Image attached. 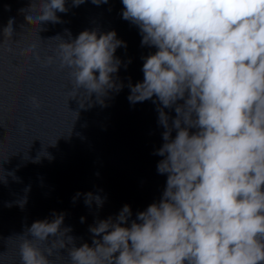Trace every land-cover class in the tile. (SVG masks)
<instances>
[{"label": "clouds", "instance_id": "obj_1", "mask_svg": "<svg viewBox=\"0 0 264 264\" xmlns=\"http://www.w3.org/2000/svg\"><path fill=\"white\" fill-rule=\"evenodd\" d=\"M84 2L72 0L73 6ZM122 4V18L138 26L142 45L157 49L145 58L143 81L129 85L128 99L159 101L165 131L157 171L167 174L165 190L130 223L129 205L115 219L98 220L89 227L91 245H75L71 229L62 228L63 213L33 222L19 244L21 264H53L50 257L61 249L70 264H264V0ZM29 8L36 17L27 15V23L40 26L59 23L56 13L68 11L65 0H31ZM13 31L10 19L3 40ZM60 40L45 64L58 59L70 70L73 98L96 94L103 103L109 90H120L113 79L121 63L115 52L126 45L115 31L85 30L70 42ZM35 48L22 54L39 60ZM173 107L170 124L164 109ZM93 200L103 203L85 194L86 205Z\"/></svg>", "mask_w": 264, "mask_h": 264}, {"label": "water", "instance_id": "obj_2", "mask_svg": "<svg viewBox=\"0 0 264 264\" xmlns=\"http://www.w3.org/2000/svg\"><path fill=\"white\" fill-rule=\"evenodd\" d=\"M30 3L0 0V264H21L19 244L27 228L52 220L54 212L64 214L62 228L71 229L68 235L77 247L91 245L90 226L115 219L124 205L131 208L130 223L160 201L167 180V174L157 171L163 157L156 152L165 131L158 122L159 101L155 96L135 104L128 99L129 85L143 81L145 58L157 49L142 45L138 26L122 18V0L99 6L92 0L79 6L65 0L68 11L56 13L60 22L41 26L25 19L36 17ZM10 19L13 35L3 40ZM85 30L115 31L126 45L115 52L121 63L113 79L122 87L109 90L103 103L96 94L73 98L70 70L62 69L58 59L45 64L48 56H56L60 38L70 42ZM31 45L39 60L33 53L22 54ZM164 111L171 124L174 107ZM171 135L175 137V129ZM89 192L102 205L95 200L86 205ZM59 238L68 243L65 236ZM49 244L41 242L40 247ZM50 259L70 264L66 249L54 251Z\"/></svg>", "mask_w": 264, "mask_h": 264}]
</instances>
